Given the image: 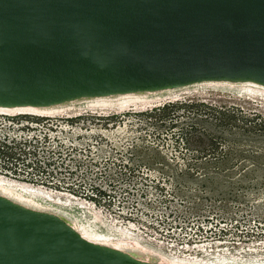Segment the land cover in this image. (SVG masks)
I'll list each match as a JSON object with an SVG mask.
<instances>
[{
    "label": "water",
    "instance_id": "95a60500",
    "mask_svg": "<svg viewBox=\"0 0 264 264\" xmlns=\"http://www.w3.org/2000/svg\"><path fill=\"white\" fill-rule=\"evenodd\" d=\"M264 85V0H0V107L205 81ZM0 264H167L0 194Z\"/></svg>",
    "mask_w": 264,
    "mask_h": 264
},
{
    "label": "rangeland",
    "instance_id": "374dc122",
    "mask_svg": "<svg viewBox=\"0 0 264 264\" xmlns=\"http://www.w3.org/2000/svg\"><path fill=\"white\" fill-rule=\"evenodd\" d=\"M259 89L248 90L251 98L236 85L200 84L145 109L0 115V123L40 126L50 133L42 140L56 149L55 162L73 168L34 183L89 199L125 228L134 222L148 244L155 238L193 253L194 244L210 242V249L248 258L264 252Z\"/></svg>",
    "mask_w": 264,
    "mask_h": 264
},
{
    "label": "bare ground",
    "instance_id": "6f19581e",
    "mask_svg": "<svg viewBox=\"0 0 264 264\" xmlns=\"http://www.w3.org/2000/svg\"><path fill=\"white\" fill-rule=\"evenodd\" d=\"M200 84H207L211 87L236 85L240 88L241 94L239 95H245L251 98L255 96L250 91V93L248 92L250 88L256 87L258 89H264V85L249 80L239 82L205 81L154 91H137L106 96L84 97L45 107H0V115L14 116L21 114L41 116L39 114H70L79 112L75 114L77 116L85 113L84 111L87 110L108 113L107 111L130 110L133 107L145 109L148 106H154V103L159 104L180 97L189 87ZM7 112L17 113L9 114ZM72 116L66 115V117ZM33 127L35 126L33 125ZM0 194L27 207L53 212L64 218L87 240L118 248L141 260L164 262L167 264H264V252H259L256 255L246 258L237 252L229 253V250L210 249L209 247L212 246L210 242L194 244L193 248L195 252L193 253L189 252L192 247L186 246L182 251L175 249L176 247L173 244L164 247V242L156 240L155 238L153 239V244H148L143 240L140 227L138 228V225H134V222H128L127 228L123 227L120 221L113 218L110 219L103 215L100 209L89 199L75 195V193L70 192L66 188H60L59 190L41 185L40 183H31L11 176L0 175Z\"/></svg>",
    "mask_w": 264,
    "mask_h": 264
},
{
    "label": "built area",
    "instance_id": "2783aa9c",
    "mask_svg": "<svg viewBox=\"0 0 264 264\" xmlns=\"http://www.w3.org/2000/svg\"><path fill=\"white\" fill-rule=\"evenodd\" d=\"M22 123L10 120L7 124L6 122L0 123V175L11 176L31 183L39 180L40 183H43L42 179L49 178V181H52L58 173L61 174L62 171H65L68 174L69 171H72V167H69L68 171L66 168H62L60 163L55 162L57 160L56 149L47 146V142L42 140L50 133L38 129L40 126L21 125ZM6 125L14 127L15 130L2 132L1 127ZM79 168L80 172L84 171L82 166Z\"/></svg>",
    "mask_w": 264,
    "mask_h": 264
},
{
    "label": "trees",
    "instance_id": "16d2710c",
    "mask_svg": "<svg viewBox=\"0 0 264 264\" xmlns=\"http://www.w3.org/2000/svg\"><path fill=\"white\" fill-rule=\"evenodd\" d=\"M208 157H210V156H208ZM207 157H205V159H206Z\"/></svg>",
    "mask_w": 264,
    "mask_h": 264
}]
</instances>
